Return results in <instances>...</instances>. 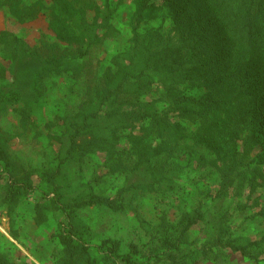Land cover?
<instances>
[{"label": "rangeland", "instance_id": "obj_1", "mask_svg": "<svg viewBox=\"0 0 264 264\" xmlns=\"http://www.w3.org/2000/svg\"><path fill=\"white\" fill-rule=\"evenodd\" d=\"M207 2L215 18L196 25L202 0H0V95L22 93L0 107V147L14 167L0 161V264H60L57 233L68 219L62 207L91 195L118 209L92 205L72 215L95 242L112 237L123 253L138 247L141 264H264V109L248 117L247 99L230 108L187 100L202 97L211 77L202 83L199 73L215 67L188 63L191 52H221L202 34L222 38L225 13ZM171 12L180 13L177 23ZM186 19L191 35L182 31ZM138 35L150 41L140 60ZM256 52L264 72V39ZM168 54L174 56L165 60ZM124 70L130 82L120 87ZM225 81L212 82L215 100L230 86ZM260 95L254 89L252 102ZM237 109L254 123L234 141L226 126L236 123ZM142 159L154 170L170 163L166 187L131 185L136 174L128 169ZM12 171L30 184L15 203L6 200ZM182 213H204L203 222L229 227L211 243L214 232L195 225L179 248L164 252L154 235L162 218L179 223ZM230 231L252 243L253 253L223 245Z\"/></svg>", "mask_w": 264, "mask_h": 264}, {"label": "trees", "instance_id": "obj_2", "mask_svg": "<svg viewBox=\"0 0 264 264\" xmlns=\"http://www.w3.org/2000/svg\"><path fill=\"white\" fill-rule=\"evenodd\" d=\"M215 4L218 5L217 8L220 9V4L222 5L223 12L225 13L224 20L222 22L221 32L224 33L222 38L217 40H210L209 34L203 33L204 40L207 42V47L212 45L215 49L221 50V52H215L214 54H207L202 56H198V52L192 51L189 57L187 58V62L191 61L199 64L198 68L202 69V67L207 68L209 63L215 64V67H211L208 73H205L207 69L202 70L199 74L202 76V83L211 77L209 86L207 88H203L202 97L196 99L197 97H188L187 100H192L194 102L202 99V105H206L210 107L213 103L225 102V106L230 108L231 106H237V104H243L244 100H248L250 103V108L247 112V116L251 112L252 115H258L260 109H264V95L257 96V98L252 102L251 98L254 95V89H261L264 91V72L261 71L258 64L254 61L256 58V47L258 44V40L264 39V0H214ZM202 2L206 3L205 11H202L199 15L195 17L194 23L196 25L204 19L213 20L215 18V14L211 13V9L208 6L207 0H202ZM65 4H63V8ZM202 10V6H200ZM171 11V9H169ZM186 16L188 15V9ZM83 12L80 13L82 15ZM185 16V17H186ZM171 17L174 22L177 23L180 18V13L173 14L171 12ZM187 23L183 25L182 31H185L187 34L192 31V25ZM207 28V26H206ZM205 28V29H206ZM225 31L228 33L225 34ZM263 31V32H262ZM217 33L221 36V32L218 30ZM195 33V32H193ZM137 35V33H136ZM191 35V34H189ZM202 41V36H199ZM147 39V38H146ZM143 39V35H138L135 40V51L139 52V57L137 60L141 59V56L144 52H149V43L150 41ZM233 42L237 47L232 51L229 50L227 44ZM232 45V44H231ZM167 51V49H164ZM134 54V53H133ZM137 55V54H136ZM174 56L173 54H168L165 57L167 60L169 57ZM246 56V57H245ZM136 61V60H135ZM135 61L132 60V63ZM228 62L226 66L227 70L220 68L223 67L224 62ZM231 62V63H230ZM146 63V62H145ZM166 64V63H165ZM148 70V67L145 66L141 70V75L145 74V71ZM154 70H162L161 68H155ZM123 74L125 75V80H122L120 87L127 82H130V71L124 70ZM164 74V73H162ZM160 74V75H162ZM165 75H171L169 70H165ZM124 77V76H123ZM194 77V76H193ZM226 79V83L230 84L227 90L223 92H219L224 94V97H220L218 100H215L217 94L213 91H218V88L213 87L211 84L213 81H223ZM203 86V85H202ZM211 89V90H209ZM35 91H38L35 90ZM22 98V93L18 89H11L9 92H1L0 95V107L4 100H8L9 102L18 101ZM254 104L253 108L252 105ZM224 111L222 115H224ZM232 117L236 119V123H227L226 126V135L232 136L234 141H236L243 132L250 129L251 125L254 121L250 122L248 120L243 121L241 116L242 113L237 109L232 112ZM259 119V118H258ZM151 131V130H150ZM171 149V148H170ZM173 150V149H171ZM124 151V150H123ZM7 153H4V150L0 147V161H3L6 167L12 166L10 164ZM125 162L124 154H120ZM168 158H173L176 162L175 156L173 153L168 154ZM119 157L116 159L118 160ZM169 161V160H167ZM120 162V159L117 161ZM168 163L167 165H169ZM166 165V166H167ZM122 166H124L122 164ZM166 166L160 167V170H154L149 167V164L146 163L143 159L141 162L134 166L128 171L135 173L136 176L132 181V186L144 187L145 183L149 181L152 183L151 186L154 185V189H156V185H160L163 183L164 179L166 182H169L173 176H170L171 169H167ZM12 169L14 167L12 166ZM163 169V172H162ZM127 171V172H128ZM135 171V172H134ZM191 171V170H190ZM161 178H158V177ZM11 185L8 190L7 199L9 202L15 203L19 195L22 193L24 189L30 187L29 182L26 179L18 180L15 177L14 172L11 174ZM166 187V184H164ZM228 187L227 184H224L223 191ZM124 189L123 191H125ZM61 199V198H60ZM97 205L98 207L104 205L108 206L112 210H117L118 206L115 202L105 200L99 195H91V198L87 200H82L80 202H68L64 204L62 210H64L67 214L68 219L66 221H62L60 223L59 232L57 233V237L62 245V251L60 252L59 258L56 263L60 264H141L139 260V251L138 247L132 245L131 250L128 253H123L120 241L107 237L99 242H95L92 237V233L90 227L83 221H77L76 218L72 215L71 210L73 208L80 209L87 206ZM41 213H43L41 211ZM42 215H45L44 213ZM182 217L180 218L179 223H172L169 220H165L162 218V222L160 223L157 229L154 238L161 243L160 247L164 248V252L169 250H173L175 248H179L184 241H186V237L188 236V231L195 225L200 226H208L207 230H210L214 235L212 237L207 238L206 241L214 243L216 241H220L222 238L217 236V233L220 231H227L229 226H226L224 229L215 225H212L211 222H203L204 213L199 215H192L188 213H182ZM202 220V224L200 223ZM206 230V231H207ZM232 238H229L228 241L222 242L223 245H227L231 247L233 250L241 251L243 254L253 253L255 247H253L252 243H241L242 241L235 237L232 231L229 232ZM214 241V242H212ZM167 247V248H166ZM248 249V250H247ZM221 257V256H220ZM219 259V256L218 258ZM222 260L224 258L221 257ZM256 260V258H255Z\"/></svg>", "mask_w": 264, "mask_h": 264}]
</instances>
